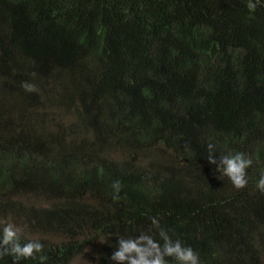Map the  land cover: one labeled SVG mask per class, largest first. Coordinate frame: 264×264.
Here are the masks:
<instances>
[{
	"label": "trees",
	"instance_id": "16d2710c",
	"mask_svg": "<svg viewBox=\"0 0 264 264\" xmlns=\"http://www.w3.org/2000/svg\"><path fill=\"white\" fill-rule=\"evenodd\" d=\"M247 2L0 0V233L44 245L17 264H115L119 237L159 239L152 218L200 264H264V0ZM209 142L253 160L244 189Z\"/></svg>",
	"mask_w": 264,
	"mask_h": 264
},
{
	"label": "clouds",
	"instance_id": "9594fccd",
	"mask_svg": "<svg viewBox=\"0 0 264 264\" xmlns=\"http://www.w3.org/2000/svg\"><path fill=\"white\" fill-rule=\"evenodd\" d=\"M260 0H248L247 8L254 12ZM35 75V74H33ZM25 91L36 92V85L24 82L21 85ZM209 155L207 160L210 164L216 165V170L220 173L219 178L227 177L237 190H242L248 185L247 170L252 166L253 160L246 157L244 153L222 154L218 158L215 155V145L211 142L207 144ZM114 200H119L120 183H114ZM257 190L264 194V175L256 184ZM152 225L157 229L156 236L141 232L137 236L128 238L119 237L118 248L111 255V260L115 264H169V258L176 264H200L198 254L189 246H185L179 239H172L169 234L160 227L159 221L152 218ZM22 230L13 223H5L0 233V257L5 255L13 258V264H17L21 259H36L37 254L44 249L43 243L37 239L28 240L21 243ZM41 264L47 260L44 255L39 256Z\"/></svg>",
	"mask_w": 264,
	"mask_h": 264
},
{
	"label": "rangeland",
	"instance_id": "374dc122",
	"mask_svg": "<svg viewBox=\"0 0 264 264\" xmlns=\"http://www.w3.org/2000/svg\"><path fill=\"white\" fill-rule=\"evenodd\" d=\"M92 257V249L84 251L82 254L77 256L71 264H90Z\"/></svg>",
	"mask_w": 264,
	"mask_h": 264
}]
</instances>
